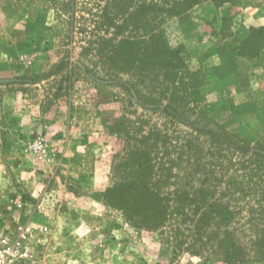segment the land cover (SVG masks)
<instances>
[{
  "label": "rangeland",
  "instance_id": "1",
  "mask_svg": "<svg viewBox=\"0 0 264 264\" xmlns=\"http://www.w3.org/2000/svg\"><path fill=\"white\" fill-rule=\"evenodd\" d=\"M118 1L136 16L118 39H143L129 72L98 65L92 46L116 32L103 16L123 23ZM153 30L177 68L142 69ZM144 142L156 165L201 164L249 217L264 197V0H0V234L29 229L43 264H229L102 199Z\"/></svg>",
  "mask_w": 264,
  "mask_h": 264
},
{
  "label": "trees",
  "instance_id": "2",
  "mask_svg": "<svg viewBox=\"0 0 264 264\" xmlns=\"http://www.w3.org/2000/svg\"><path fill=\"white\" fill-rule=\"evenodd\" d=\"M118 2L113 9L125 16L123 23H115L108 14L103 16L106 24L116 32L92 46L98 65L129 72L137 67L135 53L143 39L138 42L130 36L118 39L136 18L126 9L127 3ZM148 39L144 58L146 66L142 69L169 72V69L179 66L182 59L178 55L166 57L173 52L162 40L161 33L153 30ZM84 69L88 71L87 67ZM123 88L130 96L148 105L156 103L154 97L143 93L134 84L125 83ZM144 144V148L128 152V156L116 166L115 171L122 181L102 194L107 205L121 211L135 227L169 230L173 238L179 240L178 246L195 256L209 253L210 257L223 259L229 264L252 261L264 264V197L255 199L254 205H248L247 213L250 215L245 218L241 205H233L236 199L230 193L218 194L217 183L201 164L181 166L173 162L156 165L153 156L155 144ZM187 147L189 157H194L192 145ZM176 167L179 173H174ZM169 185H176L174 192H165Z\"/></svg>",
  "mask_w": 264,
  "mask_h": 264
},
{
  "label": "built area",
  "instance_id": "3",
  "mask_svg": "<svg viewBox=\"0 0 264 264\" xmlns=\"http://www.w3.org/2000/svg\"><path fill=\"white\" fill-rule=\"evenodd\" d=\"M34 150L43 154L46 147L40 143L34 145ZM29 238V229L22 227L18 232L0 234V264H43L35 250L31 249Z\"/></svg>",
  "mask_w": 264,
  "mask_h": 264
},
{
  "label": "crops",
  "instance_id": "4",
  "mask_svg": "<svg viewBox=\"0 0 264 264\" xmlns=\"http://www.w3.org/2000/svg\"><path fill=\"white\" fill-rule=\"evenodd\" d=\"M4 57H6V58L9 57V53L7 51L4 52ZM4 62H8V58L6 60L4 59ZM20 70H21L20 65H17V66L14 65L10 68L4 67V76L18 75L20 73Z\"/></svg>",
  "mask_w": 264,
  "mask_h": 264
}]
</instances>
